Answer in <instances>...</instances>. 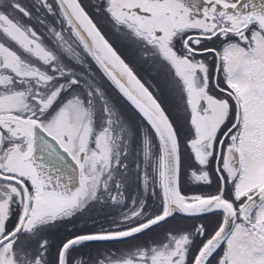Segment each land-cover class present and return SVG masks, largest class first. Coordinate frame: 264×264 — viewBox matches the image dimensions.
I'll return each instance as SVG.
<instances>
[{
  "label": "snow or ice",
  "instance_id": "obj_1",
  "mask_svg": "<svg viewBox=\"0 0 264 264\" xmlns=\"http://www.w3.org/2000/svg\"><path fill=\"white\" fill-rule=\"evenodd\" d=\"M0 264H264V0H0Z\"/></svg>",
  "mask_w": 264,
  "mask_h": 264
},
{
  "label": "flooded vegetation",
  "instance_id": "obj_2",
  "mask_svg": "<svg viewBox=\"0 0 264 264\" xmlns=\"http://www.w3.org/2000/svg\"><path fill=\"white\" fill-rule=\"evenodd\" d=\"M170 223H175V221H170ZM163 227H167V225L163 226ZM158 232H162L163 228L161 229H157ZM140 240H144L146 239L145 237H140ZM131 243H135V241H132ZM99 247L103 248V249H110V248H122L125 245L124 244H120V243H107V244H101L98 245Z\"/></svg>",
  "mask_w": 264,
  "mask_h": 264
}]
</instances>
